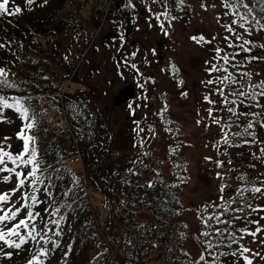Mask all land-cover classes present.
<instances>
[{"label":"rangeland","instance_id":"374dc122","mask_svg":"<svg viewBox=\"0 0 264 264\" xmlns=\"http://www.w3.org/2000/svg\"><path fill=\"white\" fill-rule=\"evenodd\" d=\"M127 2L130 6L127 11H118L121 21L117 22L116 3L112 0L66 1L62 8L78 14L82 26L78 29L63 26L41 37L45 63L39 67L56 83L59 94L64 91V94L85 96L90 109L104 118L103 124L110 130L111 150L115 153L107 157L103 151L102 159L117 161L135 156L140 160L148 154L149 166L164 179L171 175L172 165L182 163L184 176L177 191L181 205L177 218L184 226L181 239L192 257L190 264H213L218 241L212 242L213 248H208L206 242L211 240L202 235L205 221L213 220L218 223L230 220L224 224L236 238L229 245L227 264H247L243 256L235 252L237 248L250 249L244 255L252 264H264V231L256 237L247 234L257 227L264 229V151L258 148L251 154L242 147L231 148L229 140L223 148L218 145L224 116L230 113H227L228 108L234 107L237 113L244 104L240 101L239 105L238 94H229L234 91V84L225 86L219 82L226 74L224 69L231 72L228 75L236 82L246 73L250 74V81H264V47H261L264 29L259 27L264 24V11L255 14L251 6L253 14L248 16L242 7L226 8L225 0H176L175 4L170 0H118L117 3L123 7ZM243 3L250 6L251 2L243 0ZM245 14L248 23L240 19ZM101 22V30L97 31ZM88 24L93 29L89 39L83 30L84 35H81V29ZM226 26H231L233 31H228ZM217 49L222 51L217 52ZM226 55L227 63L222 59ZM213 67L220 71H210ZM127 81L133 84L134 94L122 102L116 94ZM218 88H223L224 96L234 103L225 104ZM10 90L14 92L16 86ZM57 97L39 94L37 101L45 124L64 135L63 148L69 154L66 162L75 175L82 178L84 192L89 194L85 192L87 220L90 218L89 222L94 224L99 210L106 205V195L90 181L82 147L75 142L72 125L69 124L67 130L64 128L66 122L61 108L64 97ZM248 101L252 102L251 109L256 105L259 112H264V97L258 95ZM16 121L11 111L6 108L0 111V146L9 142L15 144L11 131ZM149 170H144L143 179L150 180ZM247 174L254 176L255 187H261L262 192L253 193L249 202L252 207H246L245 213L233 214L234 211L226 208L233 206L231 198L235 197L236 187L246 183ZM5 176L9 179L5 180ZM14 187L13 173H0V194L4 190L3 193L12 196L8 203L0 205V215L13 205L21 207L22 203L27 204V211L35 214L31 201L21 200L23 190L11 193ZM20 214L26 216L24 208ZM32 223L39 233L38 220L30 221ZM13 224V221L6 222L7 227ZM0 227L5 228V224ZM28 230L22 228L21 233L26 234ZM41 237L37 236L36 241L28 238L21 249L9 248L0 242L3 248L0 264H27L33 253L39 254ZM92 242L91 235V243L83 250L82 264L91 252ZM60 246L46 257L41 256L43 264H71L62 244ZM44 249L49 253L50 248ZM5 252L12 254L6 256ZM233 252L239 257L233 256ZM202 254L203 261L200 260Z\"/></svg>","mask_w":264,"mask_h":264},{"label":"trees","instance_id":"16d2710c","mask_svg":"<svg viewBox=\"0 0 264 264\" xmlns=\"http://www.w3.org/2000/svg\"><path fill=\"white\" fill-rule=\"evenodd\" d=\"M66 1L68 0H47L45 3V0H35L33 4L28 5L25 0H10L8 5L10 9L19 6L22 11L14 16L0 15V68L6 70L8 80L13 86H16L14 92H10L12 87L0 86V96L7 98L9 103H13V98H21V103L28 109L30 117L27 121L23 120L15 108H6L17 118L11 131L12 136L15 138V144L9 142L0 146V148L13 155L22 151L23 140L17 136V133L21 131L26 123L34 121L35 126L31 130L25 129V135H32L36 138L34 146L38 153L41 169L38 175L44 181L42 184H38L39 190L35 192L41 202L36 204L31 202L33 208H37L39 214L35 219V221L38 220L37 227H41L43 221L50 223L51 231L46 240L48 241L47 246H45L47 250L50 248L49 253L47 252L48 255L56 248H60L62 244L71 264H82L84 259L83 250L91 243V230L88 228L87 220L88 203L82 187V180L75 175L73 169L66 162L69 154L63 148V133L60 130L51 129L45 124L41 106L37 101L39 94L54 95L57 93L56 83L51 77L43 74L41 67H39V65L45 63V55L42 53L43 49L40 45L41 37H45L46 33L55 32L63 26L77 29L82 26L78 14H72V12H67L62 8ZM113 1L116 3L114 11L116 17L118 11H127L130 6L127 2L121 7V4L117 3L118 0ZM170 2L175 4L176 0H170ZM250 2L249 7H253L255 14L264 11V0H250ZM242 9L246 12L245 8L242 7ZM247 14L250 16L253 13ZM120 21L121 19L118 16L117 22ZM82 30L86 33V38L89 39L93 32L90 25L88 24L81 29V35L83 34ZM62 60L68 59L62 58ZM239 71L241 72L240 69ZM225 73L226 76L231 72L227 70ZM246 74L243 75L242 80L238 78L236 84L233 85V92L238 94L237 90H239L250 93L252 89L249 88V85L252 84L257 85L255 91L259 93L261 91L259 88L260 82L250 81V75ZM228 84L232 83L226 81L223 85ZM6 92H9V94ZM222 100L224 101V98ZM237 100L239 105L240 101L244 103L240 105L243 108L238 109L235 114L230 112L224 116V125L220 130L221 138L218 145L220 148L225 147L224 134L227 132L231 148L242 147L247 152L254 154L253 151H258V148H261L260 150L264 149V137L261 135V133L264 134V120L262 121L264 112H259L256 105L252 106L251 109L252 102L248 101V98L244 99L239 96V94ZM88 105L87 98L81 94H68L62 102L64 113L70 125H72L78 143L81 144L84 165L88 171L90 181L94 183L96 188L101 189L108 187L109 184H115L117 188L123 190L129 187L131 198L148 203L171 216L184 232V226L177 218L181 208L177 191L184 176L182 163L171 164V175L169 178L164 179L163 175L154 172L153 168L149 166L148 154H145L143 159L140 160L135 156L122 157L117 161H109L106 160L108 158L105 159L104 157L102 159L103 155L101 154L103 151L107 157L115 153L114 150H111L110 130L103 124L104 118H101L97 112L92 111ZM252 113L257 115H252ZM249 123L254 126L249 128L246 133L244 130ZM226 125H230V127ZM235 133L241 135H234ZM6 167L16 168L17 172L23 171L27 175L31 166L21 165L17 167L6 159ZM144 170L147 172L149 170L152 173L150 180L143 179L142 173ZM0 173L10 174L7 171ZM13 176L16 187L18 178L15 173H13ZM247 176L246 183H242L235 189V197L231 198L233 206L226 208L231 211L237 208L243 209V211H234L233 214L245 213L247 210L246 205L249 204L253 196L254 192L251 189L256 186L253 182L254 176L252 174H247ZM28 179L30 181L32 178L29 177ZM22 190L29 193L33 191L27 183ZM57 208L59 212L54 213V209ZM20 217H23V215H18L13 223H17ZM52 220L59 223L53 224L50 222ZM227 221L230 222V220ZM228 228V225L213 220L207 222L202 229L203 232H209L208 238L211 242L218 241L217 250L212 261L213 264L228 263L227 256L230 252L228 248L231 243H234L232 241V230L228 232ZM216 229L221 231L217 232ZM224 229H227V231H224ZM203 237L205 238V236ZM240 251L238 248L235 249V252H238L239 255ZM235 257L239 256L235 255ZM235 260L236 258L233 261L235 262Z\"/></svg>","mask_w":264,"mask_h":264},{"label":"snow or ice","instance_id":"6c2138e0","mask_svg":"<svg viewBox=\"0 0 264 264\" xmlns=\"http://www.w3.org/2000/svg\"><path fill=\"white\" fill-rule=\"evenodd\" d=\"M35 2V0H25V3L28 5H31ZM47 0H45V3ZM10 3V0H0V15H10L14 16L17 13H20L22 10L19 6H16L15 8L10 9L8 7ZM224 6L226 8L232 7L235 9H239L240 7H243L246 9L247 13H250L252 9L247 5L243 3V0H225ZM235 14V12H234ZM166 15V14H165ZM240 19L243 20L245 23H248V18L247 15H241ZM258 23V21H254ZM235 23V21H234ZM244 25L241 24V27ZM228 28V31H233L231 26H226ZM260 28L264 29V24L259 25ZM193 39H196L193 37ZM203 39V38H200ZM246 43H251L250 41H246ZM261 47H264V45H261ZM222 51L221 49H217V52ZM245 51H250V49H245ZM222 59L227 63L229 60V57L226 55L222 57ZM234 59V57H233ZM251 59H256V57H251ZM133 68L136 67V65H132ZM210 71H220V69L213 67L210 69ZM226 72L227 69H224ZM250 75V74H246ZM8 73L6 72L5 69L0 68V86H5V87H12L13 84L8 80L7 78ZM230 82L232 84L236 83V80L234 77L231 76V74L226 75L223 77L222 80L219 82L221 84H224L225 82ZM180 83H183L182 81ZM208 83H213V81H208ZM227 86V85H225ZM142 87V85H141ZM257 85H249V88L252 89L250 93L244 92V91H238L239 96L245 97V98H250L255 100L256 97L259 95L261 97H264V81H261L259 88L261 91L257 93L255 91ZM217 91L220 93L221 96H224V89L223 88H218ZM233 96L237 95V92L231 93ZM183 95H186V93H183ZM207 99V97H206ZM210 103L212 101H209ZM224 103H234L228 100V98L225 96L224 97ZM259 106V105H258ZM5 108H15V110L20 114L23 120H29V114H28V109L23 106L21 103V98H13V103H9L8 99L0 96V111H2ZM129 108L131 109V105H129ZM167 109L165 108L164 111ZM229 112H232L235 114V108H228ZM209 115L212 114V109L210 108L208 110ZM163 115V113H161ZM247 115V113H245ZM252 115H257L256 113H252ZM214 123H219V121L214 120ZM199 123V121H198ZM34 121L26 123L23 128L21 129L20 132L17 133V136L23 140V149L16 155H13L12 153L5 152L2 148H0V172L7 171L10 173H15L17 179V186L14 187L11 190L12 194H15L17 192H20L26 185V183L29 185V187L32 188V192L29 193L27 191H24L21 195V200L22 201H31L33 204L40 203L41 201L38 199V197L35 195V192L39 190L38 184H42L44 181L40 178L38 175V172L41 171L40 169V161L38 159V153L36 151V148L34 146L35 143V137L32 135H25V129L31 130L34 127ZM227 127H230V125H226ZM254 125L252 123L248 124V127L244 130L246 133L248 132L249 128H252ZM251 134V133H249ZM234 135H241L240 133H235ZM247 142V141H246ZM224 143H228V133L225 132L224 134ZM264 151V149H262ZM6 159L10 160L14 165L17 167H20L21 165L23 166H31L30 170L27 172V175L23 171L17 172L16 168H7L6 167ZM29 177L32 179L29 181ZM5 180H8L9 177L5 176ZM242 179V178H241ZM247 190V189H245ZM252 192L255 193H260L262 192L261 187H253L251 189ZM12 196L8 192H4L0 194V205L6 204L11 200ZM246 207L251 208L252 206L250 204H247ZM21 208H24L26 211V216L23 219H19L17 223H14L12 227H7L6 222L10 221H15L17 219V216L21 213ZM14 209V210H13ZM234 211H243L242 208H237L234 209ZM59 209H54V213H58ZM223 213H221L222 215ZM39 215L38 213L34 214L31 211H27V204L22 203L21 207H16L13 205L12 207L8 208L2 215H0V224H5V228H0V242H2L3 245H7L9 248H14V249H21L22 245H25L28 243V238H31V240L36 241L37 236H39V233L36 231V225L34 223L30 224V221H35L36 216ZM209 219H212V217H209ZM217 220H219V217H217ZM53 224H58L59 222L56 220L50 221ZM221 223H228L227 221H220ZM207 223V221H205ZM253 223L259 224V221H253ZM30 229L29 231L26 232V234L21 233V229ZM45 230L46 231H51V229H47V226L45 225ZM217 232L221 231L220 229H216ZM224 231H227V229H224ZM246 231V230H242ZM264 231V229L257 227L255 231L248 232L247 234L256 237L257 233H260ZM205 237L209 236V232L205 231L202 233ZM12 237H16L17 239H12ZM43 239V237H41ZM235 236L232 237V241L235 242ZM48 241H45L47 243ZM207 247L208 248H213L214 245L212 244L211 241H207ZM0 251H3V248L0 247ZM250 252V249L248 248H242L240 251V255L243 256V259L247 262V264H252V260L249 259L248 256H245L244 253ZM6 256H11V252H5L4 253ZM211 255V253H210ZM223 255V254H221ZM233 256L236 255L235 252L232 253ZM256 255H259L257 253ZM41 256H47V251L43 248L39 249V254L33 253L32 258L28 260L27 264H43V261L41 260ZM200 260L203 261L205 260L204 255L202 254L200 256Z\"/></svg>","mask_w":264,"mask_h":264},{"label":"built area","instance_id":"2783aa9c","mask_svg":"<svg viewBox=\"0 0 264 264\" xmlns=\"http://www.w3.org/2000/svg\"><path fill=\"white\" fill-rule=\"evenodd\" d=\"M109 191L106 205L91 222L97 246L86 264H187L178 254L169 220L116 189Z\"/></svg>","mask_w":264,"mask_h":264},{"label":"water","instance_id":"95a60500","mask_svg":"<svg viewBox=\"0 0 264 264\" xmlns=\"http://www.w3.org/2000/svg\"><path fill=\"white\" fill-rule=\"evenodd\" d=\"M134 94V87L129 81L125 82L124 85L117 91L116 97L119 101H127Z\"/></svg>","mask_w":264,"mask_h":264}]
</instances>
